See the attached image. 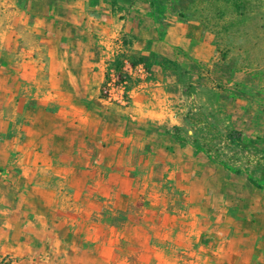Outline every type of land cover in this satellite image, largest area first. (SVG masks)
Listing matches in <instances>:
<instances>
[{
    "label": "crops",
    "instance_id": "0c3cea01",
    "mask_svg": "<svg viewBox=\"0 0 264 264\" xmlns=\"http://www.w3.org/2000/svg\"><path fill=\"white\" fill-rule=\"evenodd\" d=\"M190 25L161 0H0V260L189 264L159 248L205 250L226 226L254 248L264 94L217 63L208 81L191 41L211 35ZM117 74L126 99L107 103Z\"/></svg>",
    "mask_w": 264,
    "mask_h": 264
},
{
    "label": "rangeland",
    "instance_id": "374dc122",
    "mask_svg": "<svg viewBox=\"0 0 264 264\" xmlns=\"http://www.w3.org/2000/svg\"><path fill=\"white\" fill-rule=\"evenodd\" d=\"M161 1L172 3L175 20L190 21L189 30L211 35L203 41H191L195 45H198V42L205 43L206 53L209 55L206 59L208 72L206 79L214 81L216 72L209 71L217 63L224 67L222 75L227 79L229 76H237L239 80L253 81L249 90L252 91L255 107L261 105V95L264 94V0ZM186 42L187 40H183L182 46L174 49L177 62L171 63L177 70L176 74L180 80L186 78L184 64L186 52L183 47ZM142 65H146V62ZM175 90L178 96L183 94L181 88ZM236 90L243 89L238 87ZM169 189L165 190L167 194H170ZM226 227L227 230L206 239L205 250L182 247L169 249L165 246L159 250H163L165 256L174 257L176 261L191 260L189 264H247L245 260H248V264H264V232L257 230L258 227L255 226L254 232L247 233L248 237L254 240L252 249L246 248V231H229L230 226ZM220 242L223 244L222 248ZM128 251L126 249V253ZM203 258H206L205 263L202 262ZM6 263L4 258L0 260V264ZM128 264L133 263L130 260Z\"/></svg>",
    "mask_w": 264,
    "mask_h": 264
},
{
    "label": "built area",
    "instance_id": "2783aa9c",
    "mask_svg": "<svg viewBox=\"0 0 264 264\" xmlns=\"http://www.w3.org/2000/svg\"><path fill=\"white\" fill-rule=\"evenodd\" d=\"M126 79L120 75H112L99 91L100 98L107 103L122 104L127 96Z\"/></svg>",
    "mask_w": 264,
    "mask_h": 264
},
{
    "label": "trees",
    "instance_id": "16d2710c",
    "mask_svg": "<svg viewBox=\"0 0 264 264\" xmlns=\"http://www.w3.org/2000/svg\"><path fill=\"white\" fill-rule=\"evenodd\" d=\"M133 63V62H132ZM115 65V67H117L118 65H117V62L114 64Z\"/></svg>",
    "mask_w": 264,
    "mask_h": 264
}]
</instances>
